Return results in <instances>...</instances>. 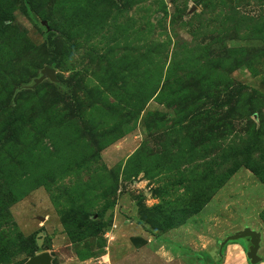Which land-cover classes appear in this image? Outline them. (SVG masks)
Instances as JSON below:
<instances>
[{
	"label": "rangeland",
	"instance_id": "rangeland-1",
	"mask_svg": "<svg viewBox=\"0 0 264 264\" xmlns=\"http://www.w3.org/2000/svg\"><path fill=\"white\" fill-rule=\"evenodd\" d=\"M248 227L264 264V0H0V264H254Z\"/></svg>",
	"mask_w": 264,
	"mask_h": 264
},
{
	"label": "water",
	"instance_id": "water-1",
	"mask_svg": "<svg viewBox=\"0 0 264 264\" xmlns=\"http://www.w3.org/2000/svg\"><path fill=\"white\" fill-rule=\"evenodd\" d=\"M42 72H43V76L40 79H38L37 82H41L47 77H50L53 80L55 79L56 76L55 69L51 67H45ZM241 238H250L251 247L250 250L248 251V257L252 261V263L255 264L261 262L262 257L258 254V251L260 249L261 233L248 227L245 230L231 236V239H241ZM51 263H52V255L49 252H43L34 255L24 264H51Z\"/></svg>",
	"mask_w": 264,
	"mask_h": 264
},
{
	"label": "trees",
	"instance_id": "trees-1",
	"mask_svg": "<svg viewBox=\"0 0 264 264\" xmlns=\"http://www.w3.org/2000/svg\"><path fill=\"white\" fill-rule=\"evenodd\" d=\"M35 233H37V232L32 233L31 236H30V238H33V237L35 236V235H33V234H35Z\"/></svg>",
	"mask_w": 264,
	"mask_h": 264
}]
</instances>
